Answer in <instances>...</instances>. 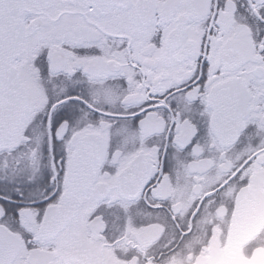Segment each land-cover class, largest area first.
I'll list each match as a JSON object with an SVG mask.
<instances>
[{"label":"snow or ice","instance_id":"obj_1","mask_svg":"<svg viewBox=\"0 0 264 264\" xmlns=\"http://www.w3.org/2000/svg\"><path fill=\"white\" fill-rule=\"evenodd\" d=\"M0 264H264V0H0Z\"/></svg>","mask_w":264,"mask_h":264}]
</instances>
